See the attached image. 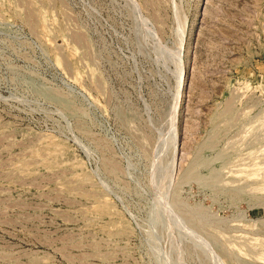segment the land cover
I'll use <instances>...</instances> for the list:
<instances>
[{
  "label": "rangeland",
  "instance_id": "1",
  "mask_svg": "<svg viewBox=\"0 0 264 264\" xmlns=\"http://www.w3.org/2000/svg\"><path fill=\"white\" fill-rule=\"evenodd\" d=\"M0 264H264V0H0Z\"/></svg>",
  "mask_w": 264,
  "mask_h": 264
}]
</instances>
